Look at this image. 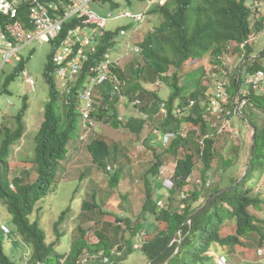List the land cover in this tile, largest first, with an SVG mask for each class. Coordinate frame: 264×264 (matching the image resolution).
I'll return each mask as SVG.
<instances>
[{
  "label": "trees",
  "instance_id": "1",
  "mask_svg": "<svg viewBox=\"0 0 264 264\" xmlns=\"http://www.w3.org/2000/svg\"><path fill=\"white\" fill-rule=\"evenodd\" d=\"M247 1L168 0L163 8L156 9L162 15L163 21L155 25L154 30L150 28L146 33L139 32L142 36L136 39V44L141 47L143 61H138L137 65L136 62L129 63L128 70L132 75L128 78L125 67L122 71L118 70V73L121 81L128 85V95L139 92L145 97L143 93L146 92V85L159 78L169 85L171 94L165 101L167 113L157 119L156 127L178 128L184 122L201 121L194 116L200 115L199 105L192 109L194 114L182 118L175 113V107L177 103L182 108L188 105L189 97L199 100L204 97L202 89H197L203 87L206 91V87L201 85L204 67L200 66L195 77L188 78L184 84L181 83L180 71L185 63L202 59L207 54L217 59L231 40H249L255 31L264 30V15L259 14L252 22L259 8L248 6ZM104 48L106 45L101 50ZM246 51L251 53L252 50L247 46ZM23 65L19 64L18 68ZM51 69L49 59L46 79L51 86V101L36 136L35 181L29 180L28 167L31 164L18 162L25 164L27 170L12 179L16 189L10 186L9 157L14 145L27 129L24 120L28 109L26 100L14 117V127H0V198L9 209L15 231L27 237L32 245V257L26 263L17 262L8 255L9 238L3 236L7 241L0 240V264H78L85 252L89 253L87 264H128V257L135 254L136 250L142 253L145 264H220L221 259H225L223 264H264V261L253 259V254L262 255L261 251L264 250V122L261 124L256 118L252 119L257 129L255 152L244 180L240 181L245 173L239 174L235 166H230L218 185L212 187L214 180L210 175L216 158L213 140L207 141L204 155L195 160L200 150L194 135L188 139L179 138L165 150L169 153H177L181 147L187 150L183 157H176L177 165L173 175L175 185L166 199H156L154 194L153 179H161L159 169L165 163L163 156L154 151L157 162L145 176V198L138 225L133 226L131 220L125 216V211L124 216L105 211L94 196V201H85L83 208L93 207L98 212L97 217H106L101 220L104 223L102 228L97 230L98 241L89 244L86 230L81 229V234L73 238L69 252L58 253L56 249L63 236L59 227L70 208L62 212L56 221L57 237L52 242H47L45 229L38 221L33 222L30 215L36 202L47 194V189L49 192L55 191L52 184L56 167L67 153L69 144L80 135L81 124L80 113L76 112L74 103L62 106L58 104L61 101L59 94H56L53 77L49 74ZM253 69H257V65ZM172 70L175 72L169 74ZM10 79L11 77L7 79L6 85ZM254 95L252 107L247 104L243 110L250 118L256 113V104L264 108L261 99ZM162 101L159 94L154 93L153 106L156 107ZM109 105L108 110L103 109L97 115L99 120L111 122L115 128H120L124 123L123 126L137 134L143 130V121L129 116L120 122L117 119L116 102H110ZM203 127L206 132L208 125L205 123ZM88 148L94 163L102 169H107L106 160L115 159L110 145L104 139H94L88 144ZM233 159L235 158H229L224 163L231 165ZM236 159L241 160V155H237ZM122 177V170H117L113 176L107 177L108 185L112 188L119 185L121 188L124 181ZM100 185L106 184L101 182ZM209 187L212 188L208 194ZM129 195L130 192L125 195L127 199ZM158 202H162L163 206H159ZM123 224H126L125 228ZM127 228L132 230L134 237L126 236ZM107 230L113 234L112 237L105 233ZM141 231H145V235L140 247L136 248L134 242ZM247 252L252 254L248 256ZM19 257L22 259L24 256ZM104 257H109V260L103 261Z\"/></svg>",
  "mask_w": 264,
  "mask_h": 264
},
{
  "label": "rangeland",
  "instance_id": "2",
  "mask_svg": "<svg viewBox=\"0 0 264 264\" xmlns=\"http://www.w3.org/2000/svg\"><path fill=\"white\" fill-rule=\"evenodd\" d=\"M251 2H253V0L249 1V3ZM114 3H116L117 6H115ZM259 6L258 12L252 18V22L259 14L264 15V0ZM90 8L104 16L113 10L115 16H117L125 12H143L146 8V4L143 0H106L103 1L101 5L98 2H91ZM154 14L155 13H152L142 24V30L144 33L163 21L162 15L159 17ZM129 24L135 26L130 20L118 17L111 19L108 26L115 29ZM140 37L141 36H138V39ZM128 40L129 37H120L118 39L116 49L121 52L120 54L126 52L130 47L131 44L128 43ZM252 46L256 54L254 56L258 57L260 55L259 53L264 49V30L261 32H254ZM52 51L53 45L50 42H41L38 39L22 48L21 54L26 60L24 63L25 69L33 77L34 85L26 81L21 70L17 67L18 63L15 61L13 63H6L0 73V127L5 125L14 127L13 118L22 109L25 103V98L28 105L25 116L27 124L26 132L22 139L16 144L17 146H14L13 153L11 151L12 155L10 157V162L12 161L13 163L11 164L15 166L10 173L11 179L19 174L24 168L19 163L16 164V162L23 161L31 164V167H28V169H30L29 180L35 181L36 179V136L40 130L41 123L44 120L45 110L51 101V86L46 79V66L49 62V55ZM258 59L261 60V64H264V55L263 58L259 57ZM138 61H143L142 56L133 55L132 53L126 54L121 58L123 68L125 67L127 69V78L132 75V72L128 70L129 63L136 62L137 65ZM240 61L241 59L238 57L234 64H238ZM2 62V58L0 57V66ZM191 69L192 67L184 65L180 71L182 75V84L190 78ZM174 72L175 70H172L169 74H173ZM10 77V82L6 85V81ZM209 79L210 76L208 74L206 81ZM55 90H57L56 94H60L57 85L55 86ZM149 90H146V92L143 93V95L145 94L144 99L147 104L154 99L153 93H155L154 90L156 89L152 88V91ZM156 91H161L165 98L171 93L169 86H164ZM259 95H264V90ZM66 96L67 95H64V98H66ZM83 102H85V100H83ZM260 102L264 105V99H261ZM249 106L250 108L252 107L250 104ZM120 110L127 114V117L136 112V109L132 107L131 102H127L126 100L120 104ZM255 112L256 113L253 114L252 117L258 119L262 124L264 122V109L255 108ZM100 121L101 124L93 135L90 136L88 143L98 138L106 140L111 145L115 159H109L106 162V165H112L114 171H107V169L105 170L95 165L87 147L88 143H83L84 146H80L82 143L78 140L76 144L80 147L74 149L72 152L73 157L68 160L67 153L64 154L61 166L58 165L56 167V173L54 176L55 180L52 184L55 191L53 190L49 192L47 189L46 196L36 204L35 210L30 216L32 221L37 220L45 229L47 242H52L56 241L57 237L55 230L56 221L59 219L62 212L70 208L64 217V221L59 227V231L63 232V236L56 250L61 254L69 252L73 238L78 237L81 234V229L86 230V239L89 244L95 243L99 239L97 236V230L102 228L104 223H102L101 220L106 217L105 215L97 217L98 212L93 207L83 208L85 201L93 202L95 196L96 200L102 205L105 211L114 212L115 214L122 216H124L123 211H125V216L131 220L133 226L138 225V221L142 218L140 212L145 198L143 187L145 186V176L157 162L156 153L154 151L159 152L160 156H163L165 163L170 166H174L173 162H175L176 154V157H183L187 153V150L183 147H181L177 153L172 151V153L170 152L168 155L165 154L166 151L163 150L164 148L158 147L153 149L152 147H156V144H161L157 142L153 136L149 135L152 129L150 126H146L142 133L137 134L123 126L124 123L120 128H115L109 122L104 120ZM233 127L236 130H238V128L242 129L245 134L233 135L232 128H228V132L224 134V136L215 139L216 158L213 162V170L210 175L211 179L214 180L212 187L218 185L219 180L230 166H235L237 169L236 172L238 171L239 174L245 173L246 171V164L250 156L252 145V129L247 123L241 120V116L239 115H236L233 118ZM246 134H249V136L245 138L244 136ZM154 143L156 144L151 145ZM237 155H241V160L236 159ZM198 157L199 156L197 155L195 160H197ZM227 158L235 159H233V163L229 165L224 163L227 162ZM24 170L27 169L25 168ZM117 170H122V178L126 182L121 188L119 185L116 188H112L108 185L107 177L113 176ZM101 182L106 185H100ZM153 184L156 199H166L171 193L170 189L164 185L162 179L154 178ZM212 187L207 189L208 194ZM128 192H130L129 199L125 196ZM0 217L15 228V225L11 220L9 209L1 198ZM98 219L101 223L98 222ZM126 224L128 226V223ZM126 224H123V228L126 227ZM15 233L16 232L14 231L12 239H8L7 241L3 238L4 235L0 232V240L7 241V253L9 256L14 258L17 262L26 263L28 258L32 256L31 242L20 232L14 235ZM105 233L110 237L113 236L108 230L105 231ZM132 233L133 232L130 228L126 229V236L128 238L133 236ZM6 237L8 238V236ZM248 244L250 243L248 242ZM139 252V250H136L135 254H130L127 259L128 264H145V258L142 253ZM250 254L252 253L247 252L248 256ZM21 255L24 256L22 259L19 257ZM88 256L89 253L85 252L78 264H86L84 260L88 258ZM253 259L262 262L264 261V254H253Z\"/></svg>",
  "mask_w": 264,
  "mask_h": 264
},
{
  "label": "clouds",
  "instance_id": "3",
  "mask_svg": "<svg viewBox=\"0 0 264 264\" xmlns=\"http://www.w3.org/2000/svg\"><path fill=\"white\" fill-rule=\"evenodd\" d=\"M103 1L106 0H93L91 2H98L100 5L103 3ZM111 1V0H110ZM130 1V0H129ZM146 4V8L144 11H140L138 13H133V12H125L121 13L117 16H115V13L113 10H111L106 16L99 14L97 11L92 10L90 8L89 3V9L93 12H95L99 17L106 19V27H105V33L102 37L99 38L98 45L96 47V52L93 54H90V57L88 60H86L85 64L86 66H93L95 65L100 56L103 54V52H110L112 55V60L113 64L111 66V74L115 75L117 80L115 78H109L105 83L98 85L94 89V95L93 99L95 101V108L90 111V119L93 120L94 124L89 123V119L84 117L83 114V107L85 105L86 100L82 97V94L84 92V87L86 86V80L81 79L80 81L78 80L75 85L72 88H65L61 86L55 75V67L54 64L52 63L53 55L52 52L49 55V59L51 61L52 69L49 70V74L53 77L54 80V87L57 85V87L60 90V101L61 104L58 101L59 105H71L72 103L75 104V110L76 112H79L80 116V135L78 136L77 140H74L71 142L68 146V151H67V158L68 160L73 157L72 152L76 147L84 146L83 143H88L90 136L93 135V133L96 131V129L99 127L101 124V121L98 119L97 115L103 110L109 109V103L110 102H116V107L118 108L117 112V119L121 122L124 121L127 118V114L123 113L120 110V104L123 101L131 102L132 107L136 109L135 113H132L130 115L131 117L136 118L139 121L144 122V128L141 130L140 133H142L145 129L146 126H150L151 132L149 133L150 136H153L157 142H159L161 145H158L156 143L151 144L155 145L156 147L164 148L163 150H168V148L175 143L176 141L179 140V138L182 139H188L191 137V135H194L195 140L199 143V150L200 152L198 153V158L201 159L200 155H204V150L207 147V141L208 140H213V145L215 148V139L224 136L228 131V128H232L233 130V135L237 134H245V132L238 128L236 130L233 127V118L236 115L241 116V120L247 123V125L252 129L251 133V143L253 145V133L254 131L257 132V129L255 125L252 123V119L254 117H248L244 110L245 105H253L252 102V97L254 94L258 96L260 99H264V95H259L264 89V64L260 63V58H263L264 55V49L259 53L260 55L258 57L254 56L255 51L252 46V40H253V35L250 37L249 40H245L242 42H238L235 40L229 41L226 46H225V51H223V54L219 55L218 58L216 59L210 54H207L204 58L202 59H195L191 60L188 63H185V66L187 67H192L190 70V79L195 77V72L200 66L204 67V75L202 77L201 85L206 87V91L204 90L203 87H197V89L201 90L202 89V94H204V97L199 99L191 98L189 97V104L180 107L178 103L176 104L175 107V113L179 116V118H182L184 116H190L193 113V108L196 107L197 105L200 106V115L194 114L195 117L200 118L201 121L199 123H193V121L190 122H184L181 124L180 127L178 128H169V129H161L159 127H156V121L159 117L162 115H165L167 113V104L165 101H167L170 97V94L168 95L167 98L164 97V95L161 93V91L157 92L156 90L159 88H162L164 86H169L162 78H159L158 80L151 82L150 84H147L145 87V90L152 91V88L156 89L154 90L155 93L159 94V96L163 99L162 102H160L156 107L153 106V100L150 101L149 104L145 102V97L141 96V94L138 93H133L131 96H129L126 93V88L127 84H124V82L121 81L119 71H122V63H121V58L126 55V54H135L137 56H142V50L140 45L136 44V39H138V36H142L139 34L140 31L142 30V24L148 19V17L152 14L155 13L154 15H158L159 17L161 16L160 13L156 12V9L163 8L168 0L164 1H156L152 2L150 0H143ZM250 0L247 1L248 6L254 7L257 6L258 8L260 7V3L263 2L262 0H253V2L249 3ZM115 6H117L116 3H114ZM126 13H130L131 15H141L142 18L140 20H136L134 17L127 16ZM118 17H122L124 19H128L131 22L135 24H129V25H124L115 29H112L111 27L108 26V23L111 19H115ZM5 18L6 20H11L10 15L6 14H0V19ZM18 19L23 21V23H27L28 20L30 19V15L27 13H21L18 16ZM15 20V19H13ZM124 30L125 34H121V31ZM151 30H154V28H151ZM120 37H129L128 43H130V47L126 52H121L116 49L118 43V39ZM33 42V41H32ZM113 43V44H112ZM30 44V43H29ZM28 45V44H27ZM106 45V48L103 50L102 47ZM26 46V45H25ZM24 46V47H25ZM250 47L251 48V53H248L246 51V48ZM23 48V47H22ZM21 48V50H22ZM20 50V56L21 59L17 60L15 57L11 59L10 61H5L3 59V55L0 54V57L2 58V64L0 66V73L2 71L3 66L6 63H13L14 61L18 63L17 67H19V64L25 63V59L23 55L21 54ZM240 57L241 61L238 64H234L235 61ZM257 65V69H253V66ZM21 70V73L23 77L26 79L27 82L30 84L34 85V80L33 77L29 74V72L25 69V64L23 67L19 68ZM210 69V73H209ZM24 72L27 73V75L24 74ZM210 76V79L206 81V77ZM28 78H31L32 82L28 80ZM195 82V80L193 81ZM118 84L120 91H117L115 88V85ZM170 88V87H169ZM171 89V88H170ZM70 90V91H69ZM57 91V90H56ZM154 94V93H153ZM190 94V93H189ZM64 95H67L66 98H64ZM255 96V95H254ZM26 100V98H25ZM85 100V102H83ZM27 102V100H26ZM107 102H109L107 104ZM257 105V104H256ZM255 105V108H262L263 107ZM254 108V111H255ZM46 111V110H45ZM96 114V115H94ZM26 116V114H25ZM15 117V116H14ZM129 117V116H128ZM25 120V117H24ZM14 121V118H13ZM111 123V122H109ZM208 125V128L206 132L203 130V125L204 124ZM26 124V121H25ZM112 124V123H111ZM113 125V124H112ZM156 128H155V127ZM27 127V124H26ZM255 129V130H254ZM139 133V134H140ZM148 135V136H149ZM249 136V134H246L244 137L246 138ZM22 139V138H21ZM20 139V140H21ZM98 139V138H97ZM81 142L80 146H77V142ZM93 141V140H92ZM91 141V142H92ZM106 141V140H105ZM90 142V143H91ZM107 142V141H106ZM18 143V142H17ZM89 144V143H88ZM87 144V147H88ZM109 144V143H108ZM110 145V144H109ZM150 145V144H149ZM150 145V146H151ZM252 145H251V152H252ZM15 146V145H14ZM17 146V145H16ZM111 147V145H110ZM143 147V145H142ZM152 147V146H151ZM14 148V147H13ZM155 149V147H152ZM255 148V147H254ZM89 150V148H88ZM90 152V150H89ZM255 152V149H254ZM13 153V149H12ZM11 153V155H12ZM172 153V152H171ZM91 154V152H90ZM166 155L170 154L169 151L165 153ZM10 155V157H11ZM197 155V153H196ZM92 156V154H91ZM112 156H114V152L112 150ZM9 157V160H10ZM176 158V155H175ZM64 159V157L60 160V166L61 162ZM93 159V157H92ZM250 159H251V154H250ZM250 159H249V165L248 168L245 172V178L247 176V173L249 171V166L250 164ZM253 159V158H252ZM67 160V161H68ZM108 160H106L107 162ZM25 162V161H23ZM94 162V161H93ZM12 161L10 162L11 165V171L14 165H12ZM18 163V162H16ZM95 164V163H94ZM24 168L22 171L25 169V164H20ZM96 165V164H95ZM174 166H170L167 163H164L160 167V176L161 179L163 180V183L165 185V180L170 179L173 182L172 187H168L169 189H173L175 185V181L173 178V175L175 173V168L177 165V159H175V162H173ZM27 169V168H26ZM166 171V175L164 176L161 174V170ZM64 170V168H63ZM22 171L17 174L15 177L20 176ZM107 171H114L112 165H107ZM243 175V176H244ZM242 176V177H243ZM14 177V178H15ZM244 178V179H245ZM13 179V178H12ZM10 181V186L12 189L15 188V183L14 181ZM61 179V178H60ZM240 179V181L244 180ZM125 180L122 182V185H125ZM209 185L211 184V180L208 181ZM226 189V188H224ZM46 196V195H45ZM44 196V197H45ZM44 197H42L40 200H42ZM39 200V201H40ZM4 201V200H3ZM37 201L36 204L39 202ZM35 204V206H36ZM159 206H162V202H158ZM8 208V207H7ZM35 210V208H34ZM34 212V211H33ZM31 216V215H30ZM31 219V218H30ZM37 220H34L33 222H36ZM6 225L9 227V231L6 232L2 229V226ZM16 228H13L10 224L5 222L3 218L0 217V232L4 236H8L9 240L12 239V235ZM16 232V231H15ZM18 233V232H16ZM16 233L14 235H16ZM145 235V231H141L138 233L136 236V240L134 242V246L136 248L140 247L142 237ZM138 245V246H136ZM261 254H264V250L261 251ZM32 257V256H31ZM104 261H108L109 257H104ZM225 259H221L219 261L220 264H223ZM84 262L87 264V258L84 260ZM39 264V263H37Z\"/></svg>",
  "mask_w": 264,
  "mask_h": 264
},
{
  "label": "built area",
  "instance_id": "4",
  "mask_svg": "<svg viewBox=\"0 0 264 264\" xmlns=\"http://www.w3.org/2000/svg\"><path fill=\"white\" fill-rule=\"evenodd\" d=\"M91 1L93 0H0V14L12 17L11 20L0 19V54L5 61L14 57L20 60V50L25 45L37 39L50 42L53 45L52 63L58 83L65 88H72L78 80H86L82 94L86 102L82 111L93 125L90 111L95 108V87L112 77L118 80L111 74L113 60L108 51L103 52L95 65L85 64L90 54L96 52L99 38L104 35L106 27V19L89 9ZM20 12L30 15L27 23L18 19ZM126 15L136 20L142 18L141 15ZM121 34H125V31L122 30ZM24 74L27 75L26 72ZM28 80L32 82L31 78ZM115 88L120 91L118 84ZM161 174L165 176L166 171L162 169ZM165 185L172 187L173 182L166 179ZM2 229L9 231L6 225Z\"/></svg>",
  "mask_w": 264,
  "mask_h": 264
},
{
  "label": "water",
  "instance_id": "5",
  "mask_svg": "<svg viewBox=\"0 0 264 264\" xmlns=\"http://www.w3.org/2000/svg\"><path fill=\"white\" fill-rule=\"evenodd\" d=\"M255 130V129H254ZM252 140H253V145H252V152H251V159H250V163H251V161H252V158H253V156H254V143H255V141H256V131H254V133H253V138H252ZM245 178V175L241 178V179H244Z\"/></svg>",
  "mask_w": 264,
  "mask_h": 264
}]
</instances>
